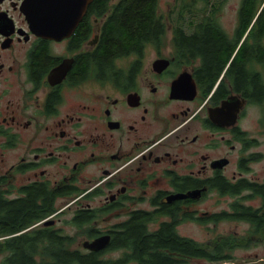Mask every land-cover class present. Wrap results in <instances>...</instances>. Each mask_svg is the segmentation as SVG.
<instances>
[{"label":"flooded vegetation","instance_id":"af4514ba","mask_svg":"<svg viewBox=\"0 0 264 264\" xmlns=\"http://www.w3.org/2000/svg\"><path fill=\"white\" fill-rule=\"evenodd\" d=\"M120 1L0 0V264L60 243L104 264H264V0L157 1V28L102 63ZM212 35L214 59L195 46ZM164 226L163 263L135 250L131 228Z\"/></svg>","mask_w":264,"mask_h":264},{"label":"trees","instance_id":"16d2710c","mask_svg":"<svg viewBox=\"0 0 264 264\" xmlns=\"http://www.w3.org/2000/svg\"><path fill=\"white\" fill-rule=\"evenodd\" d=\"M158 0H121L114 10V15L106 24V31L103 34L101 41V48L98 51V57L102 63L111 60V57L120 52L134 48L139 45L140 41L148 35L156 27L153 22V12ZM217 36L212 35L207 37L204 43L196 42L195 46L205 48L207 55H211L214 59V54L219 47L221 51L227 47L222 45L220 40L218 45L212 39ZM225 47V48H224ZM222 53V52H221ZM222 57V55H218ZM31 205V201L17 202L12 206L11 215L8 218L10 223H16L25 217L24 206ZM28 212V211H27ZM28 214V213H27ZM129 237L135 239L134 246L137 252H147L151 250L149 260L163 263V255L157 252V248L172 247L173 234L170 232L168 226H164L155 235H146L141 228H131L129 230ZM66 246L60 243L58 258L52 261H43V264H104L101 260L95 258L93 255H79L76 252L65 251ZM20 262V261H19ZM22 264V262H21ZM23 264H34L29 258L23 261Z\"/></svg>","mask_w":264,"mask_h":264},{"label":"water","instance_id":"95a60500","mask_svg":"<svg viewBox=\"0 0 264 264\" xmlns=\"http://www.w3.org/2000/svg\"><path fill=\"white\" fill-rule=\"evenodd\" d=\"M108 241V236H101L95 240H93L92 242L88 243L85 242L84 246L91 249V250H98L100 248H102Z\"/></svg>","mask_w":264,"mask_h":264},{"label":"rangeland","instance_id":"374dc122","mask_svg":"<svg viewBox=\"0 0 264 264\" xmlns=\"http://www.w3.org/2000/svg\"><path fill=\"white\" fill-rule=\"evenodd\" d=\"M172 0H158L161 6L166 7L167 3H171ZM195 8V6H193Z\"/></svg>","mask_w":264,"mask_h":264}]
</instances>
